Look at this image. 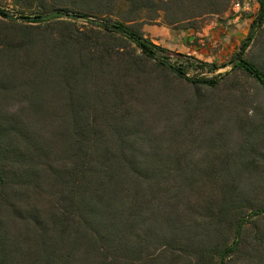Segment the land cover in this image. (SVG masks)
<instances>
[{"label":"trees","instance_id":"16d2710c","mask_svg":"<svg viewBox=\"0 0 264 264\" xmlns=\"http://www.w3.org/2000/svg\"><path fill=\"white\" fill-rule=\"evenodd\" d=\"M50 1L52 10L22 16L29 25L0 30V264H264V191L262 200L244 204L221 154L207 153L199 168L176 141L163 148V132L155 133L163 106L143 100L152 85L168 91L171 77L210 87L219 81L189 77L188 66L157 57L162 48L126 24L162 19L181 27L226 5ZM256 2L231 63L264 90V72L244 57L264 24V0ZM121 3L127 8L119 21L100 20ZM0 16L14 19L1 8ZM70 18L96 22L106 42L75 35ZM111 35L141 55L114 58ZM152 63L158 76H147ZM197 63L210 70L226 66ZM146 126L156 146L151 150H141ZM256 156L264 190V153L242 163L249 171Z\"/></svg>","mask_w":264,"mask_h":264},{"label":"rangeland","instance_id":"374dc122","mask_svg":"<svg viewBox=\"0 0 264 264\" xmlns=\"http://www.w3.org/2000/svg\"><path fill=\"white\" fill-rule=\"evenodd\" d=\"M217 3L218 8L226 5V11L206 14L181 27L168 26L162 19L151 23L126 24L139 29L154 45L162 48L157 50V57L177 67L188 66L186 72L189 77L219 81L216 87H210L171 77L168 91L156 88L155 92L151 88L153 85L147 87V94L143 98L145 103H160L164 109L163 118L155 128V133L163 132L160 138L162 147L169 148L176 141L177 150H191L192 158L199 168L206 164L207 153L221 154L223 166L226 160L231 163L232 172L229 177L232 186L244 198V204L249 201L256 203L262 200L264 191L263 180L259 176L262 159L256 156V167L249 171H245L242 161H246L252 153H264V90L252 77L233 69L231 62L237 59L241 43L249 33L258 11V3L256 0H217ZM0 8L14 18L9 20L0 16L1 30L14 28V25H29L21 19L22 16L46 13L52 10V2L0 0ZM126 8L127 5L121 3L114 15L100 20L119 21ZM66 20L73 22L71 29L75 35L82 33L84 36H92L93 42L100 46L106 42L105 38L100 37L106 32L96 22L82 18ZM111 36H115L110 49L114 58L141 55L131 42L116 35ZM244 57L264 72V24L255 33ZM187 58L191 59L192 66L187 63ZM197 62L226 66L217 70L207 67L202 69L196 67ZM152 64L146 68L147 76H158V66ZM226 72L231 73L229 77L224 76ZM144 129L147 139L141 150H151L156 146L149 141L150 129L147 126ZM247 211L252 212L250 209ZM248 212L245 218L250 221ZM249 223L248 229L251 228ZM229 240H232L231 237ZM151 253L157 255L158 250L152 248Z\"/></svg>","mask_w":264,"mask_h":264}]
</instances>
